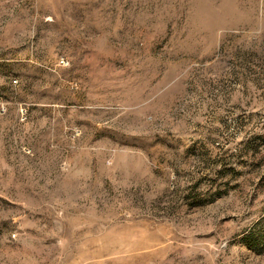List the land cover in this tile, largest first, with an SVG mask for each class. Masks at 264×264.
I'll return each mask as SVG.
<instances>
[{
    "label": "rangeland",
    "instance_id": "obj_1",
    "mask_svg": "<svg viewBox=\"0 0 264 264\" xmlns=\"http://www.w3.org/2000/svg\"><path fill=\"white\" fill-rule=\"evenodd\" d=\"M0 264H264V0H0Z\"/></svg>",
    "mask_w": 264,
    "mask_h": 264
}]
</instances>
